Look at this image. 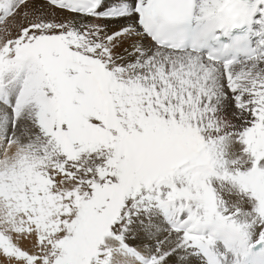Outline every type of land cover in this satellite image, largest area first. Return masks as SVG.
Masks as SVG:
<instances>
[{
	"label": "snow or ice",
	"instance_id": "obj_1",
	"mask_svg": "<svg viewBox=\"0 0 264 264\" xmlns=\"http://www.w3.org/2000/svg\"><path fill=\"white\" fill-rule=\"evenodd\" d=\"M0 264H264V0H0Z\"/></svg>",
	"mask_w": 264,
	"mask_h": 264
},
{
	"label": "bare ground",
	"instance_id": "obj_2",
	"mask_svg": "<svg viewBox=\"0 0 264 264\" xmlns=\"http://www.w3.org/2000/svg\"><path fill=\"white\" fill-rule=\"evenodd\" d=\"M19 19H20V17H17V20L19 21ZM9 24L11 25V22H9ZM109 30H111V27H110V29ZM30 245V243H28V242H24L23 244H22V247H24V248H26V249H30V247H27V246H29Z\"/></svg>",
	"mask_w": 264,
	"mask_h": 264
},
{
	"label": "rangeland",
	"instance_id": "obj_3",
	"mask_svg": "<svg viewBox=\"0 0 264 264\" xmlns=\"http://www.w3.org/2000/svg\"><path fill=\"white\" fill-rule=\"evenodd\" d=\"M27 247H30L31 248V244L29 246H27Z\"/></svg>",
	"mask_w": 264,
	"mask_h": 264
}]
</instances>
